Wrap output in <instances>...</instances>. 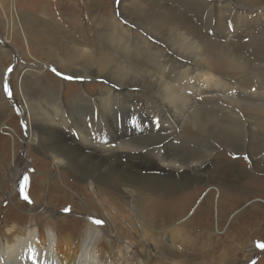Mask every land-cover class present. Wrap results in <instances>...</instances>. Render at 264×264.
Masks as SVG:
<instances>
[{"label": "bare ground", "instance_id": "bare-ground-1", "mask_svg": "<svg viewBox=\"0 0 264 264\" xmlns=\"http://www.w3.org/2000/svg\"><path fill=\"white\" fill-rule=\"evenodd\" d=\"M103 23L94 40L83 29L78 39L46 32L45 41L61 50L43 48L47 60L37 61L71 78L98 79L94 95L47 87L39 99L24 85L14 91L34 120L30 144L84 185L92 202L102 205V190H112L138 207V220L120 215L114 222L108 207L103 226L88 217L62 237L57 226L79 212L54 216L36 200L26 206V223L0 229V264H191L165 256L166 248L155 247L147 232L139 236L137 255L133 242L115 240L117 229L136 234L140 213L150 231L176 227L197 200L194 218L183 224L193 231L215 208L222 221L241 205L242 214L264 205L262 189L254 187L264 179L253 174L264 172V0H114ZM17 67L21 78L31 72ZM2 76L3 70L0 109L7 112ZM222 148L247 155L250 167L216 159ZM19 160L12 194L27 167ZM243 220L238 215L230 229ZM193 234L183 240L196 247L200 236Z\"/></svg>", "mask_w": 264, "mask_h": 264}, {"label": "rangeland", "instance_id": "rangeland-1", "mask_svg": "<svg viewBox=\"0 0 264 264\" xmlns=\"http://www.w3.org/2000/svg\"><path fill=\"white\" fill-rule=\"evenodd\" d=\"M113 1L0 0V47L4 49L2 51L0 48V76L3 70L1 87L8 104H5L7 112L0 109L1 230L4 225L11 224L14 221L22 224L26 223L30 218L26 206L28 203L32 205L36 200L39 205H47V211L54 216L68 214L71 208L79 212L78 214L76 212L71 213L70 216L62 220L63 224L57 226L62 237L65 233H73L74 229H78L85 221V218L87 219L88 217L90 218L89 221L93 224L103 226V222H106L104 220L106 218L104 208L108 209V207H112L114 222L118 221L120 215H126L128 222L129 219L138 220V212H135L138 207L134 206V211L123 198L112 190H102L105 199L102 205L92 202L91 196H88L89 194L86 193L84 185L54 164L51 158L46 156L43 151H37L33 142L30 144L34 120L29 113L25 115L20 105V99L14 91L16 88L21 89L24 85L27 87L30 95L33 94V96L39 99L45 98L48 88L57 90L56 94L66 93L69 96L80 91H83L86 95H94L98 90L96 83H100L98 79L82 81L78 78H71L65 76L56 67L37 61L47 60L44 53L46 52L45 50H48L46 47H50L49 50L51 51L49 53L51 54L56 51V48L59 51L61 50V44L59 47H55L45 41L44 34L46 32H53L59 38L63 34H66L72 39H78V35L81 34L80 32L83 29V33L89 34L88 39L93 37L94 40V30L97 24L100 23L102 25L103 21L106 24L108 18L112 16ZM42 34L43 36H41ZM38 41L40 44L36 46L35 42ZM19 64L29 67L31 71L23 78H21V70H16ZM44 71L45 73H43ZM43 74L46 75L44 76ZM62 81H65L66 85ZM48 150L47 148L46 152ZM215 158L223 160L232 158L241 162L245 167H250L251 165L247 155L240 153L230 154L227 149L223 148L218 150ZM17 159H20L19 161L25 159L27 167L24 166V170L21 168L24 171L22 180L19 183L18 191L12 194V182L10 180L13 174L16 173L14 169ZM253 174L257 179H264V172L256 170ZM62 182L64 186H61ZM254 187L262 189L258 196L264 200V186L257 184ZM57 188H62V190H57ZM65 190L67 191L66 193L63 192ZM25 195L32 200L29 201ZM11 199L15 201H11ZM215 200L216 196L212 201V205L214 206L216 204ZM200 203L201 200H197L193 207H190L192 209H188L185 213L186 215L179 218L180 221L176 219L174 223L178 224L173 228L165 225L166 227L154 228L150 231L146 225L147 220L144 214L141 213L142 219L137 222V225L140 227L136 231V234L126 229L121 230V228H118L120 225L114 223L115 228H118V235L115 236V240L133 242L132 244L137 247L136 254L140 255L141 251L138 249L140 243L139 236L143 232H147L146 234L151 235L155 247L157 246L159 249L166 248L167 253H164L165 256L174 259L187 257L191 259V264H197V258L201 260L199 264H257L259 261L258 264H264V246H262L264 245V205L262 203H259V212L242 214L240 210H242L243 205H241L235 211L229 213L227 218L225 217L222 221H220L222 214L218 213L215 208L214 211L211 210L213 212L205 219L206 221L204 220V225L196 226L195 231H193L190 229L193 227L192 225L191 227L188 224L186 227L184 223H188L191 218H194L195 210ZM113 204L119 207L121 212H117ZM88 213L91 216H102V219L83 215ZM238 215H244L240 228L230 229L234 223V219ZM97 221H101V223L97 224ZM177 227L182 228L177 229ZM177 231L179 234L183 233L179 236ZM192 233H194L193 235L200 236L196 247H192L191 243L189 245V242L187 245L183 240L184 234L190 237ZM165 240L167 242H164ZM180 241L184 243H180ZM164 244L166 245L164 246ZM228 256L230 257L228 258Z\"/></svg>", "mask_w": 264, "mask_h": 264}, {"label": "snow or ice", "instance_id": "snow-or-ice-1", "mask_svg": "<svg viewBox=\"0 0 264 264\" xmlns=\"http://www.w3.org/2000/svg\"><path fill=\"white\" fill-rule=\"evenodd\" d=\"M97 223H101V221H97ZM262 246H264V245H262Z\"/></svg>", "mask_w": 264, "mask_h": 264}]
</instances>
